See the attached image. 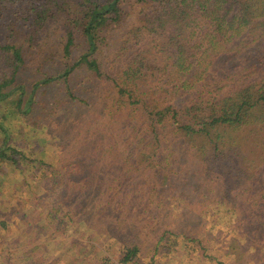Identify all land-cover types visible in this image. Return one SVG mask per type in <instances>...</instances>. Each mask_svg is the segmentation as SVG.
Wrapping results in <instances>:
<instances>
[{
  "label": "trees",
  "instance_id": "1",
  "mask_svg": "<svg viewBox=\"0 0 264 264\" xmlns=\"http://www.w3.org/2000/svg\"><path fill=\"white\" fill-rule=\"evenodd\" d=\"M134 13V22L128 24ZM118 32L121 41L104 64L100 56L112 48ZM78 37L87 51L74 59ZM47 46L50 51L42 53ZM41 53L47 63L55 58V66L48 67L44 60L39 77L26 80L25 65L39 60ZM78 70L100 82L98 95L104 105L93 109L97 121L86 124L87 135L71 138L77 143L73 153L79 146L84 149L82 159L74 162L71 156L56 164L37 160L45 169L33 176L44 192L36 195L42 203L40 214L47 211L55 229L66 224L70 214L63 193L69 195L79 183L84 184L80 188L89 185L88 159L100 164L109 149L116 162L122 159L114 153L117 139L108 142L112 133L123 139L132 158L129 164L128 154L121 160L128 165L122 178L128 180L110 181L106 206L111 209L117 202L118 210L128 205L133 178L137 193H144L147 176L154 180L162 174L165 180L158 181L157 188H167L174 174L167 167L173 162L166 164L167 156L161 155L176 146L191 159L194 169L187 173L206 178L209 193L217 191L215 205L224 206L236 221L242 222L252 206L264 204V137L247 154L250 137L243 135L264 128V0H0V102L10 97L14 109L28 116L40 103L36 99L41 87L58 82L67 85L71 99L87 102L71 86ZM134 113L142 117L135 123ZM0 131V160L20 168L21 162L31 163L10 143L2 121ZM184 175L182 181L188 179ZM144 205L140 203L142 211ZM262 216L255 219L258 224L249 217L245 221L262 229ZM24 221L31 227L37 219ZM138 251L137 246L125 247L120 262H131Z\"/></svg>",
  "mask_w": 264,
  "mask_h": 264
},
{
  "label": "rangeland",
  "instance_id": "2",
  "mask_svg": "<svg viewBox=\"0 0 264 264\" xmlns=\"http://www.w3.org/2000/svg\"><path fill=\"white\" fill-rule=\"evenodd\" d=\"M135 18L134 13L128 24ZM77 40L74 59L87 51L81 39L78 37ZM120 41L121 33L118 32L112 48L100 56L104 64ZM46 48L50 51L47 46L42 53ZM42 53L39 60L33 58L25 65L26 80L34 81L39 77V64L44 60L47 63ZM47 65L55 66V58H50ZM90 76L86 71L78 70L71 80L74 94L86 98L87 102L71 99L64 82L42 86L36 99L40 103L28 116L22 114L23 109L21 112L17 107L14 109L12 98L1 99L0 121L9 130L10 143L32 161L21 162L20 168L11 161L0 160V264H122L121 251L134 246L139 250L138 255L127 264H264V204L252 206L247 214H243L242 222L236 221L227 214L224 206L215 205L217 191L209 193L211 186L206 178L187 173L194 167L178 146L161 155L162 158L167 156L166 164L173 162L167 167L174 172L171 182L166 183L167 188L160 186L164 190H158V181L163 183L165 180L159 174L154 180L147 176L142 181L144 193H137L138 185L133 178L132 198L128 205L119 210L116 208L118 202L112 205V209L106 206L110 181L119 177L126 182L129 178H122L128 165H123L121 160L128 153L122 146L123 139L116 137V133L110 135L108 142L117 139L114 153H120L122 159L116 162L110 157L112 149L100 164L90 157L86 163L92 170L87 178L88 187L80 188L84 184L79 183L69 195L63 193L65 209L70 210L66 224L59 229L49 224L47 211L40 214L42 203L36 198L37 192H44L41 193L42 186L33 176L45 170L37 160L56 164L71 156L74 162L84 156L81 146L73 153L77 143L76 138H71L87 135L86 124L97 121L93 109L104 105L98 95L101 84L96 79L90 81ZM134 116L133 123L142 118L139 113ZM243 135L250 137L245 144L251 147L249 150L244 147L248 154L253 146L258 147L259 143L254 144L264 137V128L256 127L254 133L245 131ZM3 138L0 131V146ZM64 152L67 153L62 156ZM131 158L128 154L126 163L129 164ZM162 169L158 167L156 171ZM154 171L148 168L149 174ZM183 175L188 179L182 181ZM153 183L155 191H151ZM34 189L36 193L33 194ZM135 198L139 206L141 202L147 204L145 210L135 205ZM33 213L35 217L31 215ZM259 213L263 214L262 229L245 221L249 217L254 219L252 224H258L255 219L259 218ZM26 218L37 221L28 227L24 221Z\"/></svg>",
  "mask_w": 264,
  "mask_h": 264
}]
</instances>
